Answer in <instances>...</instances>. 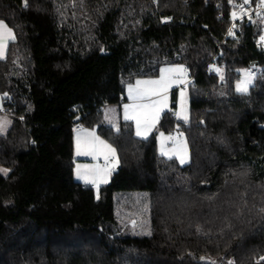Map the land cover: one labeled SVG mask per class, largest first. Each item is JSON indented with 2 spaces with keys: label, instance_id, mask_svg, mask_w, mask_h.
Masks as SVG:
<instances>
[{
  "label": "trees",
  "instance_id": "obj_1",
  "mask_svg": "<svg viewBox=\"0 0 264 264\" xmlns=\"http://www.w3.org/2000/svg\"><path fill=\"white\" fill-rule=\"evenodd\" d=\"M27 5L0 0L16 35L0 60L10 120L0 133V264H264V23L229 35L230 0ZM172 64L190 73V118L178 119L174 102L140 139L121 116L126 89ZM253 64L261 74L237 92ZM112 105L119 131L106 124ZM79 121L117 150L119 171L99 191L74 176ZM176 130L190 148L184 166L158 150V132Z\"/></svg>",
  "mask_w": 264,
  "mask_h": 264
},
{
  "label": "snow or ice",
  "instance_id": "obj_2",
  "mask_svg": "<svg viewBox=\"0 0 264 264\" xmlns=\"http://www.w3.org/2000/svg\"><path fill=\"white\" fill-rule=\"evenodd\" d=\"M250 0H244L241 5L240 18L248 15L244 10V6L249 4ZM261 4H264V0H261ZM24 6L27 7V0H24ZM232 17L235 20L237 13L233 11ZM229 35H233L232 29H229ZM15 39V34L11 28L4 21H0V59L6 58L7 42ZM260 40L264 42V36L260 37ZM187 69L183 66H176L170 68H163L160 71V78L158 80H137L135 85L128 86L129 99L133 100L132 105H125V119L134 120L136 123V135L147 138V134L151 131L159 120L160 113L163 108L167 107V92L173 84H183L186 82ZM219 72L220 70L217 69ZM221 79L223 76L221 75ZM255 76L248 71L244 72V78L240 80L236 85V91L239 93H248L250 86L253 85ZM163 99L154 101L151 103H145L144 101L151 100L153 96H161ZM140 101L141 103H136ZM185 93L181 92V111L177 113L178 118H183L185 122L188 121V114L186 111ZM7 121H0V132H3L7 126ZM119 131V129H117ZM161 154L169 156L176 155L181 164L186 162L187 159V145L186 142L177 140L174 147L169 151L164 147V142L167 139L175 140L174 137H163L161 133ZM75 154L79 156H91L94 160L98 159L100 155L104 156L105 166L101 168L98 164L89 165H76V174L78 178H81L85 183H92L96 185L97 191H99L100 183H107L108 177L111 175V169L109 167L110 157L112 160L116 159V149L101 140L94 131L78 133L76 137V151ZM114 167V166H113ZM8 169H0V172L7 175ZM97 199L99 196L97 195ZM264 211V209H262ZM133 228L136 227V221H132ZM150 234V233H149ZM228 264H234V261H229Z\"/></svg>",
  "mask_w": 264,
  "mask_h": 264
},
{
  "label": "crops",
  "instance_id": "obj_3",
  "mask_svg": "<svg viewBox=\"0 0 264 264\" xmlns=\"http://www.w3.org/2000/svg\"><path fill=\"white\" fill-rule=\"evenodd\" d=\"M1 21V20H0ZM7 24V23H6ZM8 25V24H7ZM9 28H11L9 25H8ZM12 29V28H11ZM13 30V29H12ZM14 32V30H13ZM15 34V32H14ZM16 40V35H15V39L14 40H10L7 42V48H6V57H7V53H8V50H9V46L12 42H14ZM2 60V59H0ZM176 66H183L184 68L187 69L186 66L182 65V64H172V65H164L162 66L161 69L163 68H170V67H176ZM188 70V69H187ZM161 71V70H160ZM160 78V74L158 77L156 78H142V79H138V80H143V81H147V80H158ZM137 81V80H136ZM136 81L133 82L132 84L130 85H135L136 84ZM191 76H190V73L189 71H187V77H186V82L183 83V84H173L169 89H168V92H167V107L163 108L162 112L160 113V117H159V120L157 121V123L155 124L154 127H152L151 131L147 134V138H149L157 129V126L161 120V118L163 117V115L168 112V111H173V104L174 102L176 103V107H177V104L181 102V92H184L186 94L187 90H189V87H190V84H191ZM129 86V85H128ZM126 101L124 103H122V119L124 121H129V122H132L133 125H134V132H135V135H136V123L134 120H131V119H128L126 120L125 119V105H132L134 103L133 100L129 99V95H128V87L126 89ZM164 97H163V94L161 96H153L151 97V100L149 101H144L145 103H151V102H154V101H158V100H162ZM136 103H141L140 101H137ZM3 97L0 93V121H7V126L5 128L4 131H6L9 127V123H10V120H9V116L4 113V110H3ZM176 108H175V116L177 117L176 115ZM178 118V117H177ZM180 119V118H178ZM89 131H94L95 134L103 141H105L106 143L110 144L108 141H106L104 138H102L101 136H99L97 134V132L95 130H92V129H89V128H83L81 129L80 131H77L75 132L74 134V157H75V166H74V176H75V179L76 181L78 182H81L83 184H86V185H90L92 183H85V181L81 178H78L77 174H76V165L77 164H80V165H89V166H93V165H99L101 168H103L105 166V159H104V156L103 155H100L98 157V159H93L91 156H79L77 157L76 154H75V151H76V137H77V134L80 133V134H83V132H89ZM0 133H3V132H0ZM161 133H163V137L164 138H167V137H174L176 138L175 140H172V139H167L165 140L164 142V147L166 150H171L173 147H174V144L176 143L177 140L179 141H183V142H186V145H187V159H186V162L181 164L180 162V159L176 156V155H172L171 158H175L178 160V162L184 166V165H187L190 163L191 161V154H190V148H189V144H188V141L186 140V137L184 135V133L176 130L172 133H166L164 131H159L158 134H157V141H158V150H159V153L160 155L161 154V140H162V137H161ZM137 136V135H136ZM138 138L140 139H145L143 136H137ZM146 138V139H147ZM111 145V144H110ZM114 147V146H113ZM115 148V147H114ZM116 149V148H115ZM166 158H169V156H166V155H162ZM169 158V159H171ZM117 164H118V154H117V150H116V159L115 160H112L111 157H110V163H109V167L111 169V175L108 177V182L107 183H100L99 184V188L108 184L111 179H112V176H113V173L117 167ZM114 166V167H113ZM96 186V185H95ZM97 188V187H96Z\"/></svg>",
  "mask_w": 264,
  "mask_h": 264
},
{
  "label": "built area",
  "instance_id": "obj_4",
  "mask_svg": "<svg viewBox=\"0 0 264 264\" xmlns=\"http://www.w3.org/2000/svg\"><path fill=\"white\" fill-rule=\"evenodd\" d=\"M244 0H230L231 7L233 11L237 13V18L233 19V24L231 25L230 29H232V32H235V26L239 23H246L248 25H254L256 21L259 19L264 23V4H261V1L257 4H253L250 2L249 4L244 6V10L248 13V15L243 16V18H240V12H241V5H243ZM217 8V7H216ZM219 17L222 18V13L219 14ZM166 21H169L170 18L167 17L165 19ZM229 33V31H228ZM264 44V42H263ZM248 72H251L255 77L259 76L262 72V69L258 65H251L247 68ZM175 114V113H174ZM84 128V125L82 122H75L71 130L75 133L77 131H80ZM91 188H96L94 184L88 185Z\"/></svg>",
  "mask_w": 264,
  "mask_h": 264
},
{
  "label": "rangeland",
  "instance_id": "obj_5",
  "mask_svg": "<svg viewBox=\"0 0 264 264\" xmlns=\"http://www.w3.org/2000/svg\"><path fill=\"white\" fill-rule=\"evenodd\" d=\"M211 68L216 73L221 74L223 76V74H224L223 68H221L217 63L212 64V67ZM217 69H219L220 71L218 72ZM244 72H245V70H241V79L240 80H242L244 78ZM185 100H186L185 107H186V111H187V114H188V120H189V118H190V110H189V90H187V92L185 94ZM176 111H177L176 114L181 111L180 103L177 104ZM105 119H106V124H108L109 126H112L116 130L119 129V126H120V112H119L118 107L115 106V105L107 106L105 108ZM180 119L183 120V121H185L183 118H180ZM6 131H3V133H5Z\"/></svg>",
  "mask_w": 264,
  "mask_h": 264
},
{
  "label": "water",
  "instance_id": "obj_6",
  "mask_svg": "<svg viewBox=\"0 0 264 264\" xmlns=\"http://www.w3.org/2000/svg\"><path fill=\"white\" fill-rule=\"evenodd\" d=\"M118 171H119V168H116L114 172L117 173Z\"/></svg>",
  "mask_w": 264,
  "mask_h": 264
}]
</instances>
